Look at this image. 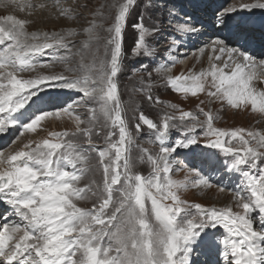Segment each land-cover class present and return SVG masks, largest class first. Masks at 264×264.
<instances>
[{
	"label": "snow or ice",
	"instance_id": "6c2138e0",
	"mask_svg": "<svg viewBox=\"0 0 264 264\" xmlns=\"http://www.w3.org/2000/svg\"><path fill=\"white\" fill-rule=\"evenodd\" d=\"M55 6L59 16L71 20L82 15L77 9L87 8L64 7L60 0ZM19 7L23 11L46 5ZM158 7L163 5L156 0H113L91 10L81 28L52 33L28 32L29 21L0 16V134L19 128L21 139L37 133L43 121L64 115L75 124L74 130L49 131L19 148L0 150V204L12 217L9 222L4 216L0 226V264H191L194 245L206 230L218 228L223 229L216 242L223 264H264V130L216 127L218 115L205 111L202 100L197 111L169 103L166 107L177 114L163 112L158 121L140 111L130 126L118 83L124 34L134 12L130 54L149 61L133 70L147 72L139 91L149 102L164 103L152 95L155 73L163 86L185 98L204 93L209 102L264 117V90L253 83L255 69L264 67V60L257 61L242 46H229L227 37L218 38L200 50L211 51L208 67L172 75L168 65L177 60L172 53L184 35L199 30L189 21H177L166 31L163 18L155 15ZM239 9L264 10V0L241 3ZM237 10L229 8L224 15ZM176 15L169 10L173 20ZM218 22L226 26V20ZM81 34L84 39L74 51L76 42L70 38ZM162 34L169 43L160 62L155 45ZM53 47L64 50V55L53 57L63 65L62 71L25 77L23 73L38 66L35 55ZM74 57H79L75 63ZM150 64L155 65L152 71ZM39 66L53 65L41 61ZM56 87L76 92L80 99L51 110L32 108L46 89ZM80 105L88 106L85 116L78 112ZM144 127L153 134L150 142L159 145L155 152L141 149V162L150 169L147 175L136 170L131 158L133 129L139 133ZM174 128L183 132L171 142ZM197 129L203 132L204 147L232 158L225 166L240 176L229 189L239 210L234 211L233 204L208 207L181 198L189 186H213L211 178L195 168H189L183 180L171 176L177 150L201 143ZM101 135L103 146L94 142ZM93 171L102 179L85 183Z\"/></svg>",
	"mask_w": 264,
	"mask_h": 264
},
{
	"label": "rangeland",
	"instance_id": "374dc122",
	"mask_svg": "<svg viewBox=\"0 0 264 264\" xmlns=\"http://www.w3.org/2000/svg\"><path fill=\"white\" fill-rule=\"evenodd\" d=\"M254 0H156L157 5H163V7H158L155 15L163 18V27L166 29V31H171L172 28L169 25H175L177 21L183 22V21H189L191 26L196 27L199 24V15H194L193 20L187 19V15H192V10L197 8H203L209 16L208 17H218L219 12H222V15L219 16L221 20H226V25L230 26V21H237L239 22L238 17H241L245 15V18L248 23L251 22V20L255 23V21L261 22L262 16H264V10L261 11H254L253 10H240L239 9V3H252ZM113 0H60V4L64 7H76V5L83 6L87 4V8L80 7L77 9L82 13L81 16H79L76 20H71L65 17H61L56 15L52 18H55L52 22H48L45 19H42L40 17V11L39 9L32 8L26 12V14L23 17H20L19 14L10 13L7 15H15L17 18L20 19H26L27 15H35L39 18L35 22V26L28 29V32L33 31H39V32H61L65 30L68 27L73 28H81L84 26L88 19H90L89 13L93 9H97L99 5L101 4H112ZM51 9L55 8V4L48 6ZM235 7L238 10L228 16H225L224 13L227 12L229 8ZM192 8V10H191ZM44 9V8H43ZM174 9L176 12V19L173 20L169 16V10ZM138 10V9H137ZM31 11V12H30ZM36 11V12H34ZM40 12V13H39ZM28 13V14H27ZM35 13V14H34ZM59 13V10L57 11ZM4 14V15H6ZM37 14V15H36ZM214 14V15H213ZM3 15V16H4ZM2 16V14H0ZM57 18V19H56ZM60 19V21H59ZM135 19V12L132 14V17L129 19V25L127 30L124 34V50H125V56L122 58V71L118 77V83L120 87V94H121V100L124 103L126 109H127V118L130 121V126L134 125L135 121L132 120V117L135 114H138L140 111H143L147 116L152 118L154 121H158L161 116L163 115V112H168L171 114H177L174 112L171 108L166 107L167 104L173 103L177 104L180 108L186 111H197L196 106L200 104V101H204L201 107L205 109V111L211 110L214 114L218 115V119L215 120L214 125L219 128H236V127H243L246 129H261L264 130V117H261L259 114L252 113L251 111H245L244 110H235L227 105L221 106V103L218 101L209 102V98L206 94L203 93V98L195 99L194 97L190 96L188 98H191L187 100V98L183 97L182 95L172 91L170 88L163 86L161 84V78L157 76L155 73H153V88H152V95L153 97H159L161 101H163V104H157L154 101L149 102L144 98V95L139 91L141 85L140 80L141 77H147V72H141V71H133L134 69H139L140 65L142 63H149L148 60H141L139 58L131 56V47L134 42L133 38V32L131 29V24L133 20ZM260 20V21H259ZM56 22V23H54ZM110 22V21H109ZM46 23V24H45ZM53 23V24H52ZM147 23V20L145 21ZM251 24V23H250ZM248 24L249 26L254 27L253 30H260L263 28L262 26H257L256 24ZM213 27L206 30V32H200V36H211L214 32L212 30H217L219 27L217 25H213ZM217 27V28H215ZM252 27V28H253ZM229 27H227L225 30H228ZM231 29V28H230ZM229 29V30H230ZM32 30V31H31ZM211 30V31H210ZM229 30L226 33H223L221 29L218 30V36L213 38L214 39H224V38H230L229 46L231 47H243V50L250 51L256 55V58L259 60H264V46L259 45V42L256 40L250 41V45L245 44L244 39L240 38L239 36H235V38L229 36ZM199 32V31H198ZM208 32V33H207ZM209 32H212L211 34ZM224 34V35H223ZM103 36L104 33H101ZM163 38H161L156 43V48L158 50V55L156 57L157 61L163 62V58L166 56L165 48L167 47L169 40L167 39L166 35L162 34ZM190 37L191 35H184L181 40V46L178 47V49L172 53L173 56L177 58L176 63L174 65H168L171 67V74L176 75L182 72V69L180 65L183 63L192 52H189L188 54L184 53L181 54V50L187 49L184 48V41ZM70 39L74 40L76 43L74 44L73 48L74 51L76 48L80 47V41L84 39V36L77 35L74 37H71ZM236 39L239 40L238 43L234 42ZM253 39V35L251 34V40ZM207 41V40H206ZM206 41H201L198 44H201ZM242 42V44H241ZM257 48H263V50L258 53L255 52ZM200 47H192L193 50H200ZM252 49V50H251ZM103 51V48L101 47V52ZM191 51V50H190ZM64 55V50L59 48H51V49H45L42 50L40 53H37L35 55V59L38 62V66L35 69V71H28L23 73L25 77L28 76H35L38 74H49L52 72H60L63 69V65L59 62H56L53 60V57ZM184 58V59H183ZM79 57H74L73 63H75ZM47 62L52 64V67H40L39 62ZM153 67L155 65L149 66V71H152ZM70 75V74H69ZM54 92L53 95L56 97L61 96V100L54 103L56 100H53V98L46 99L44 105H40L39 101L36 102L32 106V108H35L37 106L41 107L43 110H51L56 107H63L65 104L70 103L73 100H79L80 95L76 92H72L66 89H62L59 87L56 88H48L46 89V93L48 92ZM46 96V95H45ZM45 96L43 99H45ZM201 96V95H199ZM213 104V105H212ZM87 105H80L78 107V112L81 116H85L87 112ZM32 109H29L31 111ZM200 120L203 121L204 117L200 115ZM189 124L192 123V121L188 122ZM75 124L73 120L69 119L68 116L64 115L60 119L56 118H49L42 122V127L38 129L37 133L34 134H26L23 138L17 139L20 134L19 128H14L7 132V134H4L3 139L0 141V150L9 151L13 150L15 148H19L20 145L24 142H27V140H38L41 138H44L47 136V133L49 131H63V130H74ZM134 137H135V143L132 146L131 149V158L135 164V168L137 171L142 172L143 174L147 175L149 172V167L146 163L141 162V149H149L150 151H158L159 145L155 143H151L150 141L153 140V134L150 132L147 127H144V129L136 133L133 129ZM183 132V129L181 128H174L170 132V141L174 142V140L181 136V133ZM2 135V134H0ZM195 135L200 139L201 143L198 145L192 146L190 149H178L177 152L173 155V158H177V160H173V171L171 172V176L175 180H183L185 175L188 173L189 168H195L198 170H201L203 174L209 176L212 181V187H201V188H193L189 186L185 190H183L180 195L181 198L192 203H199L201 205H205L208 207L216 206V207H223L221 206V202L223 199L222 194H226L228 201L230 196H232L230 188L234 187L236 184L240 181V176L236 174L235 172H225V170H228L225 166L226 164L231 162V157L222 153L220 150L212 149V148H206L204 147L202 141L204 140L203 132L200 129H197ZM13 141H16L15 144H13ZM94 142L97 145L103 146L105 143L104 135H101L99 137L94 138ZM209 161V162H208ZM229 171V170H228ZM96 179L101 180V176L99 172L93 171L88 173L85 183L88 182V180ZM220 187H224V191H220ZM116 196L118 198L119 193H116ZM229 197V198H228ZM219 205V206H218ZM81 206H87L91 207L90 202H81ZM233 210H239L235 208L234 202H233ZM9 216L11 222V213L7 211V208L5 205L0 204V226H2L3 223V217ZM257 224H258V218H257ZM257 227V225H256ZM258 228V227H257ZM207 235L203 236V239H201L196 245H194V251L191 255V263L192 264H201L204 263L201 262V260L208 259L209 257V250L211 251L212 248V242L218 241L221 239V233L223 232V229H216V230H206ZM203 258V259H202ZM209 262V261H208ZM210 263V262H209Z\"/></svg>",
	"mask_w": 264,
	"mask_h": 264
},
{
	"label": "bare ground",
	"instance_id": "6f19581e",
	"mask_svg": "<svg viewBox=\"0 0 264 264\" xmlns=\"http://www.w3.org/2000/svg\"><path fill=\"white\" fill-rule=\"evenodd\" d=\"M237 1H239V0H237ZM21 4H23V5H27V4H33V5L45 4L46 7L44 9H40V8H36V9L41 10L40 11L41 13L39 12L41 14L40 17L42 19L47 20L48 22H52L53 20H55V18H52V17L53 16L55 17L56 15H58V13H57V11L59 10L58 7H55V8H52V9L50 7H48V6L54 5L55 4V0H0V14H2V16H3L6 13L7 14L14 13L16 15L19 14L20 17H23L26 14V12H28V10H30V9L25 8L22 11L20 9V7H19V5H21ZM191 10H192V8H191ZM203 10H204L203 8H197V10L193 9L192 10V12H193L192 15H190V16L187 15L188 16L187 19H189V20H193L194 19V17H192V16L199 15V18H197V20H199V24L195 27L196 29L199 30V32H197L194 35H191L190 37L188 36L186 41H184V43H183L184 48H187V49L185 50V49L182 48V50L180 51L181 54H184V53L188 54L189 52H192V54H190V56H188V58H186V60H184L183 63L180 65V67L182 69V72H187L189 69H193L195 71H199L200 69L206 68V67L209 66V56L211 55L210 49H206L204 52H201L200 50L202 48H205L206 45L210 44L211 41L213 40V38L216 37V35L218 36L217 32H218L219 29H221L224 32H228V30L231 28L229 30V33H228L229 36H231L233 38H235V36H237V37L239 36L240 38L244 39L243 41H245V44H247V45H250V44H248V43H250V41L252 42L253 40L254 41L256 40L257 42H259L260 47L264 46V16L260 17V18H262L261 22L255 21V23H254L252 20L250 22L251 24H256L257 26H262L263 27L260 30V32H258V30L257 31L253 30L254 29L253 25L252 26L248 25L250 23L247 22V20L245 18V15H243L241 17H238L239 22L233 21L234 20L233 19V20L230 21L231 22L229 24L230 26H227V25L225 26V25L220 24L218 22V18H219L220 15H222V12H219V16L218 17L214 16V18H212V17H208L209 15ZM254 11L256 12V11H261V10L260 9H255ZM34 12H36V11H34ZM38 18L39 17L35 16V15H33V16L27 15V18L26 19L24 18V20L29 21V23L26 26L27 31H28L29 28H32V27L35 26V22L37 21ZM219 20H221V19L219 18ZM59 21H60V19H59ZM54 23H56V22H54ZM214 24L217 25V27H219V28L217 30H215V31L212 30L214 33L211 36H203V37H201L199 35L200 32H204V31L206 32V30L211 28V27L214 28V26H213ZM217 27H215V28H217ZM227 27H229V29L225 30ZM209 33L211 34L212 32H209ZM251 34L253 35V39L252 40H251ZM201 41H206V42L198 44ZM228 41H230V38H229ZM241 44H242V42H241ZM193 46L194 47H200L201 46V49L198 50V51H196V50L192 51V47ZM236 48H239V46L236 47ZM262 50H263V48L262 49L261 48H257L255 52L260 53ZM248 52L257 61H259V59L256 58L257 54L255 55L254 53H252L250 51H248ZM255 72L257 74V77H256V79H254L253 83L255 84V86L259 90H264V67H258L257 69H255ZM53 94H54L53 91L46 93L45 94L46 96L44 95L45 99H43L44 96H42L40 101H39L40 102L39 104L40 105L41 104L42 105L46 104L44 102H45L46 99H49V98H53L52 101L56 100L54 103H56V102L61 100L60 99V98H62L61 96H59V97L57 96L56 97ZM200 95L201 96L194 97V98L195 99H200L203 96V93H201ZM188 97H190V96H188ZM188 97H187V100L191 99V98H188ZM262 120L264 121V119H262ZM3 137H4V134L0 135V141L3 139ZM172 160H177V158L176 159L173 158ZM225 172H230V171L225 170ZM222 195H223V198H225V199L222 200L221 206H226L228 204H233L232 196H230V198L228 197L229 200L227 201L226 200L227 195L225 193L222 194ZM257 227L259 229V222L257 224ZM211 246H212V248H211V251L209 250L210 254H209L208 259L204 260L202 258L203 260H201V262L204 261V263H201V264H223V260H222V257L220 256L216 241L212 242Z\"/></svg>",
	"mask_w": 264,
	"mask_h": 264
}]
</instances>
